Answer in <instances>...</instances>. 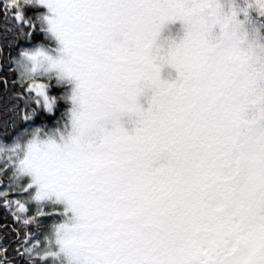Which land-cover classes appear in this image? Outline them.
Segmentation results:
<instances>
[{
	"label": "snow or ice",
	"instance_id": "obj_1",
	"mask_svg": "<svg viewBox=\"0 0 264 264\" xmlns=\"http://www.w3.org/2000/svg\"><path fill=\"white\" fill-rule=\"evenodd\" d=\"M192 2L203 21L201 53H225L218 75L243 65L250 86L264 77V0ZM30 7L42 11L33 17ZM0 15L10 43L43 34L10 62L0 57V127L12 132L0 136V264H59L61 252L74 255L64 239L68 218L106 222L116 195L115 179L99 175L110 161L79 151L81 113L107 92L112 69L104 52L113 33L134 35L150 66L155 35L165 25L187 24L189 9L186 0H0ZM190 42L186 36L171 53L178 67ZM61 107L52 127L34 126L39 113ZM60 154L67 156L64 172H45L41 158ZM119 264H264V138L249 140L240 210L180 237L159 234L122 253Z\"/></svg>",
	"mask_w": 264,
	"mask_h": 264
},
{
	"label": "clouds",
	"instance_id": "obj_2",
	"mask_svg": "<svg viewBox=\"0 0 264 264\" xmlns=\"http://www.w3.org/2000/svg\"><path fill=\"white\" fill-rule=\"evenodd\" d=\"M186 2L188 23L159 30L150 66L134 35H112L104 52L111 78L81 113L79 151L110 161L99 175L115 179L116 195L106 222L68 218L64 239L74 255L61 252L59 264H119L122 253L159 234L180 237L243 207L249 140L264 138V77L250 86L243 65H227L220 77L225 53H201L203 21ZM186 36L178 67L171 53ZM66 160L60 154L39 163L59 175Z\"/></svg>",
	"mask_w": 264,
	"mask_h": 264
},
{
	"label": "trees",
	"instance_id": "obj_3",
	"mask_svg": "<svg viewBox=\"0 0 264 264\" xmlns=\"http://www.w3.org/2000/svg\"><path fill=\"white\" fill-rule=\"evenodd\" d=\"M38 11H42V9L38 7L37 8L30 7L28 9V15L34 17ZM4 27H5V21L3 16L0 15V57H6L9 62L13 54H18V49L20 46L31 47L32 44L43 41V34H38L39 39L31 41V43H29L28 41H16L15 43H10L12 39L11 36H8L7 39H5L3 36ZM13 49L16 50L15 53L13 52ZM53 94H57L55 90H53ZM60 111H63L62 107L54 115L39 113L38 116L35 118L36 124L34 126H39L40 124H47L49 127H52L57 117L59 116ZM11 134L12 132L10 129L7 132H5L4 129L0 127V136L7 138ZM2 218H3L2 213H0V219Z\"/></svg>",
	"mask_w": 264,
	"mask_h": 264
}]
</instances>
